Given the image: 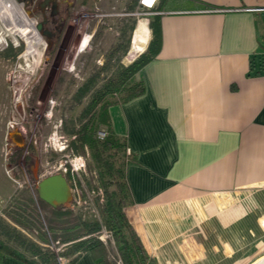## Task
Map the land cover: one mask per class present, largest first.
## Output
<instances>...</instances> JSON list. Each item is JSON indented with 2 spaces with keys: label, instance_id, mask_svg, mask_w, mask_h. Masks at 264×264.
Listing matches in <instances>:
<instances>
[{
  "label": "crops",
  "instance_id": "0c3cea01",
  "mask_svg": "<svg viewBox=\"0 0 264 264\" xmlns=\"http://www.w3.org/2000/svg\"><path fill=\"white\" fill-rule=\"evenodd\" d=\"M157 5L160 48L134 76L143 91L108 106L129 148L125 214L156 264H242L264 251V11L244 10L264 0ZM73 264L96 262L84 251Z\"/></svg>",
  "mask_w": 264,
  "mask_h": 264
},
{
  "label": "rangeland",
  "instance_id": "374dc122",
  "mask_svg": "<svg viewBox=\"0 0 264 264\" xmlns=\"http://www.w3.org/2000/svg\"><path fill=\"white\" fill-rule=\"evenodd\" d=\"M137 11L141 10L135 0H88L81 11L69 16L60 55L54 59L40 35L35 52L28 50L31 55H22L25 40L19 39V46L12 44L15 31L7 22L9 18L0 14V32L2 37L7 33L8 43L0 49V214L24 189L35 196L36 183L42 177L69 172L72 199L68 204L75 211L99 216L96 198L100 197L101 203L104 192L92 151L88 146L81 147L68 129L76 130L88 120L89 115L81 117V113L93 91L131 63L135 52L130 26H137L138 21L148 26L150 19L149 14ZM96 73V82L81 95L79 89ZM114 96L107 95L109 99ZM99 130L107 131V125L101 123L95 129V136L101 140L104 137H98ZM12 132L23 135L24 144L12 141L8 135ZM126 148L108 149L103 156L119 165L129 159ZM97 235L106 247L109 262L123 264L109 231L102 227ZM49 247L58 252L63 246L50 243ZM263 254L264 251L242 264L252 263ZM59 261L66 263L65 258Z\"/></svg>",
  "mask_w": 264,
  "mask_h": 264
},
{
  "label": "trees",
  "instance_id": "16d2710c",
  "mask_svg": "<svg viewBox=\"0 0 264 264\" xmlns=\"http://www.w3.org/2000/svg\"><path fill=\"white\" fill-rule=\"evenodd\" d=\"M159 1L156 0L153 9L160 7L157 5ZM135 25L131 24V30ZM148 28L150 39L146 49L93 91L81 113V117L89 115L88 120L76 130L68 129L69 133L75 134L81 147L88 146L92 151L104 192L101 203L100 197L96 198L99 216L79 209L75 211L68 203L52 207L38 198L36 188L35 196L29 189H24L22 194L12 198L10 205L0 214V259L9 255L27 264H61L59 258H65V264H73L79 254L90 251L96 264H111L106 247L97 235L105 227L114 239L123 264H156L146 253L125 214V207L131 202L125 171L128 160L115 165L112 159L103 156L108 149L125 150L124 139L110 129L108 106L143 91L142 82L134 76L160 48L161 32L156 16L149 19ZM128 45L129 41L125 52ZM97 74L92 75L79 89L81 95L96 82ZM110 94L115 96L109 99L107 95ZM101 123L107 125V131L104 138L99 140L95 136V129ZM65 177L70 179V173ZM112 184L115 185L114 189L110 188ZM38 208L47 209L48 212L42 214ZM50 243L62 244L63 247L55 252L49 247Z\"/></svg>",
  "mask_w": 264,
  "mask_h": 264
},
{
  "label": "flooded vegetation",
  "instance_id": "af4514ba",
  "mask_svg": "<svg viewBox=\"0 0 264 264\" xmlns=\"http://www.w3.org/2000/svg\"><path fill=\"white\" fill-rule=\"evenodd\" d=\"M87 1L88 0H4V3L7 8L13 9L14 13H16L15 19L19 21V23L25 18L29 22L30 27L45 39L48 51L53 53L54 59L60 55L62 41L66 33V22L69 16L81 11ZM0 7H2L1 0ZM28 15L32 16V18L29 19L27 17ZM39 23H41L40 29L37 28ZM12 25L11 27L16 33L20 32L16 25ZM20 36L22 37L21 32ZM30 49L35 50V45L28 47V50ZM23 161H25L24 157ZM33 176L35 178V175Z\"/></svg>",
  "mask_w": 264,
  "mask_h": 264
},
{
  "label": "water",
  "instance_id": "95a60500",
  "mask_svg": "<svg viewBox=\"0 0 264 264\" xmlns=\"http://www.w3.org/2000/svg\"><path fill=\"white\" fill-rule=\"evenodd\" d=\"M37 28H41V23L37 25ZM8 135L12 141L24 144V137L20 133L12 132ZM36 193L39 199L52 207L61 206L72 199L71 187L61 172L49 174L39 179L36 183Z\"/></svg>",
  "mask_w": 264,
  "mask_h": 264
},
{
  "label": "bare ground",
  "instance_id": "6f19581e",
  "mask_svg": "<svg viewBox=\"0 0 264 264\" xmlns=\"http://www.w3.org/2000/svg\"><path fill=\"white\" fill-rule=\"evenodd\" d=\"M0 14L6 15L9 19L7 20L8 23L14 24L17 26L18 30L22 33L23 37L28 43V47L34 46L41 42V38L39 34L30 27L29 22L23 18L21 23L15 19L16 13H14L13 9L5 7H0ZM0 21L3 22L1 16H0ZM5 25V24H4ZM145 22L139 21L138 22V28L137 31L134 35V42H133V47L139 48L145 43V35L143 32V28H145ZM13 26V25H12ZM6 27V26H5ZM29 28V29H28ZM13 34H18L17 32H13ZM5 36H7V33H5ZM4 37H2V33L0 32V40H3ZM85 42V39L82 41V45ZM138 50V49H136ZM30 52L33 51V49L29 50ZM35 52V50H34ZM33 52V53H34Z\"/></svg>",
  "mask_w": 264,
  "mask_h": 264
},
{
  "label": "built area",
  "instance_id": "2783aa9c",
  "mask_svg": "<svg viewBox=\"0 0 264 264\" xmlns=\"http://www.w3.org/2000/svg\"><path fill=\"white\" fill-rule=\"evenodd\" d=\"M155 2H156V0H152L151 3H145V0H139L138 1V7H139V10H141V11H137V13L138 14H149V15L157 14L158 12L153 10V6H154ZM1 5H2V7H5L6 4L4 3V0H1ZM216 10H220V9H216ZM244 10H247V11H257V10L264 11V5H262L260 7H245ZM9 35H11V34L9 33ZM12 35L16 36L15 37L16 39L14 41L16 43H14L12 41V44L14 46H17V45L19 46V44H20L19 39H22L23 41L25 40L24 38H22L18 34H12ZM6 37L7 36H5L3 38V40H0V49L5 48L8 45ZM25 42H26V47H25L22 55H24V56L31 55L30 53H28V43L26 40H25ZM105 135H106V131H104V130L98 131V137L99 138H103ZM126 151L129 152V148H126Z\"/></svg>",
  "mask_w": 264,
  "mask_h": 264
},
{
  "label": "snow or ice",
  "instance_id": "6c2138e0",
  "mask_svg": "<svg viewBox=\"0 0 264 264\" xmlns=\"http://www.w3.org/2000/svg\"><path fill=\"white\" fill-rule=\"evenodd\" d=\"M152 0H145V3H151Z\"/></svg>",
  "mask_w": 264,
  "mask_h": 264
}]
</instances>
